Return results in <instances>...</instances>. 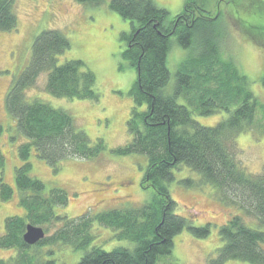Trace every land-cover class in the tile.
Here are the masks:
<instances>
[{"label":"trees","instance_id":"obj_1","mask_svg":"<svg viewBox=\"0 0 264 264\" xmlns=\"http://www.w3.org/2000/svg\"><path fill=\"white\" fill-rule=\"evenodd\" d=\"M74 1L81 5H101L105 0ZM254 2L253 9L257 10L249 13L260 11L261 15L256 13L258 18L264 17V1ZM192 3H187L182 12L169 20L166 11L153 0L108 2V8L130 23L131 33L121 35L125 40L122 56L136 71L135 83L128 91L133 103L126 121L130 141L111 151L119 156H145L142 184L146 183L145 188L153 192L151 201L133 208H113L92 217L87 212L69 218L57 212L68 204V195L59 188L46 191L45 184L30 175L28 158L32 153L57 171L63 161L93 159L106 149L102 138L92 142L67 112L25 96L38 75L45 73V88L53 97L98 98L96 77L82 61L58 63V57L70 48L63 33L46 30L34 39L29 66L12 84L6 97V107L25 140L17 147L22 164L15 169L19 204L25 216L8 217L5 233L0 236V248L21 251L19 260L13 264H55L53 260H42L43 255L39 260L28 255L30 248L50 245L84 251L75 264H158L160 256L172 252L173 237L184 229L197 238L208 236L209 224L194 227L175 214L176 203L170 197L168 185L175 179L174 170L182 166L198 175L195 181L181 180L182 184L193 188L209 185L218 201L236 206L241 212H233L221 226L222 244L209 257V264H224L232 259L264 264L260 247L264 230L251 228L241 215H253L258 226H264V176L246 173L229 147L230 140L254 128L258 102L239 69L217 57V17L208 15L195 3V10L193 7L191 10ZM14 4V0H0L2 31L17 27ZM255 25L254 30L249 27V32L262 39ZM171 36L179 47L197 49L194 56L179 65L172 93H167L170 70L166 58ZM214 66H218L216 70ZM180 99L185 103L180 104ZM220 110L227 112V116L215 126L204 127L193 120L194 114L212 115ZM4 165L0 154V171ZM0 184V199L5 201L11 197L12 188ZM28 223L42 225L44 231L50 227L54 230L47 232L49 235L36 245L27 246L22 234ZM94 223L110 228L115 232L114 238L132 242L134 247L105 251L93 245ZM0 264H4L1 259Z\"/></svg>","mask_w":264,"mask_h":264},{"label":"rangeland","instance_id":"obj_2","mask_svg":"<svg viewBox=\"0 0 264 264\" xmlns=\"http://www.w3.org/2000/svg\"><path fill=\"white\" fill-rule=\"evenodd\" d=\"M264 1V0H261ZM14 13L17 27L9 31L0 30V154L5 165L0 171V183L12 188V195L5 201L0 199V236L5 233L8 217H24V209L19 204L20 194L15 183V169L19 160L17 147L25 140L16 128L7 107V94L24 70L29 66L34 39L42 31L56 30L63 33L70 48L58 57V63L78 59L96 77L97 100L53 97L46 91V74H39L33 85L26 90L25 96L38 99L51 107L67 112L73 117L76 127L83 129L90 140L103 139L105 151L89 160L68 159L63 161L57 171L39 159L34 153L28 158L31 163L30 175L50 188L61 189L68 195V204L57 209L58 213L74 218L84 214L94 215L113 208L140 206L152 199V189L142 184L146 169L145 156L136 154L119 156L111 150L121 148L130 141L126 121L130 118L133 106L129 89L134 85L136 71L122 53L125 40L122 34L131 33L130 23L108 8L109 0L101 5L79 4L74 0H14ZM156 6L164 9L169 20L183 11L187 3L202 7L205 12L217 17L218 59L228 61L237 67L247 78L248 88L257 99V122L248 132L230 140L229 147L234 152L236 163L246 173L264 176V17L262 12L249 13L257 9L254 0H153ZM257 3V2H256ZM196 6V7H197ZM193 7V8H192ZM245 20L247 24H241ZM168 23V20H167ZM256 24V25H255ZM248 28H246L245 26ZM254 25L261 37L249 32ZM250 33V34H249ZM171 38L167 54L170 70L169 83L165 87L172 93L175 74L179 65L195 55L197 48H182ZM218 66H214V70ZM180 104L185 103L181 99ZM262 107V108H260ZM227 112L217 111L212 115L194 114L193 120L201 126H215L225 119ZM174 181L169 183L170 197L174 200L175 214L187 219L194 227L209 224V235L195 237L184 229L173 237L174 245L168 256H160L158 264H209V257L221 246L219 238L221 226L234 213H241L216 199L213 189L208 186L193 188L181 183L190 178L197 180L198 175L186 166L175 169ZM1 186V184H0ZM234 212V213H233ZM251 228L264 230L258 226L253 215H244ZM91 229L95 238L93 245L105 251L114 247L133 248L134 243L114 238L115 232L97 223ZM44 228V226L39 225ZM26 230V227H25ZM24 230V232H25ZM54 230L50 227L47 232ZM23 232V233H24ZM23 239V238H22ZM36 245V244H35ZM34 246V245H29ZM264 252V241L260 243ZM30 256L39 260H53L55 264H75L83 256L81 250L65 246L50 245L39 249L30 248ZM21 251L0 248V259L4 264L17 263ZM224 264H249L245 261L230 260Z\"/></svg>","mask_w":264,"mask_h":264},{"label":"water","instance_id":"obj_3","mask_svg":"<svg viewBox=\"0 0 264 264\" xmlns=\"http://www.w3.org/2000/svg\"><path fill=\"white\" fill-rule=\"evenodd\" d=\"M22 236L24 243L29 246L39 243V241L45 237V234L44 229L41 226L28 223Z\"/></svg>","mask_w":264,"mask_h":264}]
</instances>
